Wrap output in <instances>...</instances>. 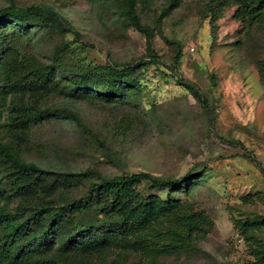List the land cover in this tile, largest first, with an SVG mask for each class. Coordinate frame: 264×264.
<instances>
[{
	"label": "rangeland",
	"instance_id": "374dc122",
	"mask_svg": "<svg viewBox=\"0 0 264 264\" xmlns=\"http://www.w3.org/2000/svg\"><path fill=\"white\" fill-rule=\"evenodd\" d=\"M136 2L148 35L129 26L113 0H0V8L53 7L72 28L62 33L33 26L12 45L21 57L57 65L54 53L61 49L65 67L58 71L68 81L75 68L87 66L119 71L131 66L136 79L133 98L105 103L8 88L1 75L4 115L13 106L33 104L70 111L82 126L63 117L26 129L6 121L0 143L56 172L91 168L107 177L143 171L188 179V190L170 196L185 205L189 218L160 220L150 231L170 243L188 237L195 249L115 248L77 264H264V22L249 17L250 0ZM149 52L160 65L141 64ZM176 53L181 60L172 72ZM179 78L196 85L205 108ZM87 185V180L72 184L52 198L60 203L77 198ZM139 190L168 196L146 183ZM18 202L10 200L9 207Z\"/></svg>",
	"mask_w": 264,
	"mask_h": 264
},
{
	"label": "trees",
	"instance_id": "16d2710c",
	"mask_svg": "<svg viewBox=\"0 0 264 264\" xmlns=\"http://www.w3.org/2000/svg\"><path fill=\"white\" fill-rule=\"evenodd\" d=\"M113 2L129 26L148 35L137 16L136 0ZM248 15L253 22L263 23L264 0H250ZM33 26L72 32L69 23L53 7L0 8V76L6 87L105 103H122L133 98L134 67L126 66L120 71L105 66H87L88 70L75 68L72 80L68 81L58 71L65 67L60 61L61 49L54 53L53 62L57 65H43L35 58L21 57L12 45ZM180 60L181 55L176 53L172 72H177ZM141 64L161 63L157 55L149 52ZM178 83L206 107L207 100L195 84L181 78ZM60 117L82 126L70 111L26 104L13 106L6 115L0 106V129L6 121L26 129L33 123ZM86 180L87 188L79 197L62 203L53 200L52 196L64 188ZM144 183L167 191V198L142 194L139 188ZM189 185L185 178H161L143 171L107 177L91 168L77 172L42 169L22 159L13 147L0 143V264L89 263L108 256L115 248L124 250L131 246L159 249L171 245L178 251L195 249L188 237L170 243L155 238L150 231L153 223L160 220L189 218L185 205L170 196L182 187L188 190ZM12 199L20 202L10 208Z\"/></svg>",
	"mask_w": 264,
	"mask_h": 264
}]
</instances>
